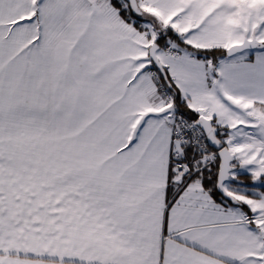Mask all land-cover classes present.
<instances>
[{
    "label": "snow or ice",
    "instance_id": "obj_1",
    "mask_svg": "<svg viewBox=\"0 0 264 264\" xmlns=\"http://www.w3.org/2000/svg\"><path fill=\"white\" fill-rule=\"evenodd\" d=\"M0 264H264V0H0Z\"/></svg>",
    "mask_w": 264,
    "mask_h": 264
}]
</instances>
